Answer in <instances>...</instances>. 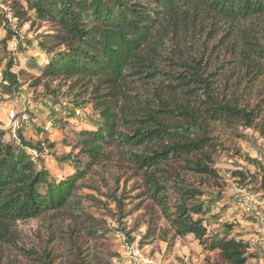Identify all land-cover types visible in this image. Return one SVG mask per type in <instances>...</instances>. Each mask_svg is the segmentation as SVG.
<instances>
[{
  "label": "trees",
  "instance_id": "trees-1",
  "mask_svg": "<svg viewBox=\"0 0 264 264\" xmlns=\"http://www.w3.org/2000/svg\"><path fill=\"white\" fill-rule=\"evenodd\" d=\"M12 4L11 27L31 22L30 14L53 27L37 43L51 55L39 69V80L78 85L100 123L94 131L75 133L72 151L64 157L74 173L60 182L51 180L26 151H38L42 142L32 144L19 132L17 143L6 142L0 129V247L18 222L57 214L78 217L83 212L79 192L89 188L87 176L116 151L138 178V198L158 208L172 238L192 236L201 246L218 250L228 264H246L252 256L248 243L227 237L205 243L201 188L219 179L214 126L264 133V0ZM6 35L11 46L23 43L8 27ZM10 69L11 62L0 70L6 94L16 83ZM252 162L264 189V169ZM70 241L72 264H84ZM47 259L41 253L38 263L52 264Z\"/></svg>",
  "mask_w": 264,
  "mask_h": 264
},
{
  "label": "rangeland",
  "instance_id": "rangeland-1",
  "mask_svg": "<svg viewBox=\"0 0 264 264\" xmlns=\"http://www.w3.org/2000/svg\"><path fill=\"white\" fill-rule=\"evenodd\" d=\"M12 1L0 0V70L11 62L10 73L16 76L9 94L0 88V129L6 142L17 143V132L32 144L42 142L38 151H26L51 180L60 182L74 173L64 157L72 151L75 133L94 131L100 120L75 83L39 80V69L51 55L37 43L53 27L34 21V14L26 25L11 27ZM7 27L22 37L16 48L6 41ZM214 135L219 142L214 156L219 179L213 187L201 188L205 212L200 217L208 231L205 243L225 237L241 240L252 248L246 264H264V234L257 221L236 206L238 196H251V205L264 216L262 176L252 162L264 169V133L216 125ZM137 179L116 151L106 154L87 176L89 188L79 192L83 212L78 217L57 214L11 225L4 234L9 242L0 247V264H39L41 253L52 264H72L69 239L84 264L96 259L105 264H122L125 259L137 264H228L218 250L201 246L192 236L172 238L158 208L138 198Z\"/></svg>",
  "mask_w": 264,
  "mask_h": 264
},
{
  "label": "built area",
  "instance_id": "built-area-1",
  "mask_svg": "<svg viewBox=\"0 0 264 264\" xmlns=\"http://www.w3.org/2000/svg\"><path fill=\"white\" fill-rule=\"evenodd\" d=\"M17 44L13 43L12 47L16 48ZM2 79L1 73H0V81ZM251 196L242 194L236 198V206L238 210L242 214H244L247 217H252L257 221L258 230L260 233L264 234V216L262 215V212L258 209L254 208L251 205ZM260 205V203H258ZM217 233H214L213 235H216Z\"/></svg>",
  "mask_w": 264,
  "mask_h": 264
}]
</instances>
